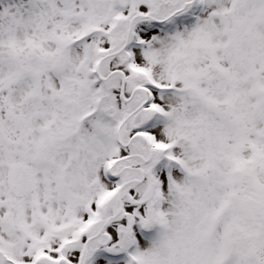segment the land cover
<instances>
[{
  "label": "snow or ice",
  "instance_id": "obj_1",
  "mask_svg": "<svg viewBox=\"0 0 264 264\" xmlns=\"http://www.w3.org/2000/svg\"><path fill=\"white\" fill-rule=\"evenodd\" d=\"M0 264H264V0H0Z\"/></svg>",
  "mask_w": 264,
  "mask_h": 264
}]
</instances>
